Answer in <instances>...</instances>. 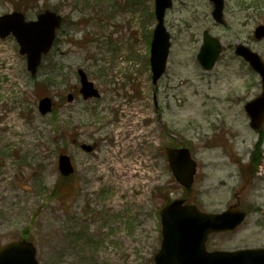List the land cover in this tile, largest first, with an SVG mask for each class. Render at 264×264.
Wrapping results in <instances>:
<instances>
[{"label": "rangeland", "instance_id": "374dc122", "mask_svg": "<svg viewBox=\"0 0 264 264\" xmlns=\"http://www.w3.org/2000/svg\"><path fill=\"white\" fill-rule=\"evenodd\" d=\"M212 8L209 0H173L164 19L167 67L153 86L154 0H0V15L35 19L50 9L62 17L35 76L15 38H0V246L27 230L39 264H154L160 207L190 193L165 148L186 145L197 162L194 194L214 201L236 193L248 212L239 232L211 236L208 248L264 247V124L251 172L260 134L244 110L261 81L234 53L244 44L264 61V38L253 35L264 0H224V24ZM204 30L222 45L210 71L196 59ZM78 68L100 98L82 100ZM46 96L53 110L42 115ZM60 154L75 167L67 181Z\"/></svg>", "mask_w": 264, "mask_h": 264}, {"label": "water", "instance_id": "95a60500", "mask_svg": "<svg viewBox=\"0 0 264 264\" xmlns=\"http://www.w3.org/2000/svg\"><path fill=\"white\" fill-rule=\"evenodd\" d=\"M213 2L212 16L218 23H223V0ZM172 0H155L156 25L153 30L150 46V68L152 83L163 75L170 47V34L164 25L167 8ZM61 17L55 12L45 10L35 20H26L22 12L13 11L0 15V38L12 34L19 45V53L26 56L27 70L35 75L42 61V56L51 49L56 29L59 28ZM255 38H264V25L254 30ZM202 45L197 53V60L205 70L213 68L222 46L216 37L206 30L203 32ZM235 53L248 62L261 78L262 91L254 99L244 105L250 118V127L258 131L264 123V62L260 56L248 47L240 44ZM80 79L79 92L83 99L100 97L86 73L78 69ZM73 95L68 94L67 101ZM53 102L48 96L38 102V110L42 115L52 110ZM86 152L92 151L91 145L82 144ZM166 155L169 167L176 181L185 189H189L194 181L196 162L192 159L188 147H167ZM58 169L63 176L74 172L68 155L58 156ZM182 200H174L159 210L162 226V242L159 251L154 255V264H264V248H246L234 251H207L205 243L212 232L234 229L245 218V212L229 209L222 214H207L197 210L195 206L183 205ZM0 264H39L36 247L29 240H17L5 243L0 247Z\"/></svg>", "mask_w": 264, "mask_h": 264}, {"label": "flooded vegetation", "instance_id": "af4514ba", "mask_svg": "<svg viewBox=\"0 0 264 264\" xmlns=\"http://www.w3.org/2000/svg\"><path fill=\"white\" fill-rule=\"evenodd\" d=\"M190 193L188 196L181 197L178 199L183 200V205H194L196 208L203 212V213H209V214H221L229 209H237V210H244L241 206V199L237 194L235 193L233 197H222V198H216L214 201H206L205 198L201 196L202 192H197L194 194L193 187L189 190ZM188 191V192H189ZM169 202V201H168ZM246 211V210H244ZM248 214V212L246 211ZM241 228V224L238 225L236 228H234L231 231H223V232H217L212 233L208 236L206 241V249L211 250H217L221 248H208V244L210 241V237L217 235V234H231L239 232ZM239 249V248H235ZM224 250V249H223Z\"/></svg>", "mask_w": 264, "mask_h": 264}, {"label": "trees", "instance_id": "16d2710c", "mask_svg": "<svg viewBox=\"0 0 264 264\" xmlns=\"http://www.w3.org/2000/svg\"><path fill=\"white\" fill-rule=\"evenodd\" d=\"M49 55L45 56L44 58L48 57ZM261 145H262V132H260V135H259V140L258 142L256 143V148H255V152H253L251 158H250V166H251V169L250 171L251 172H256L257 168H258V165H259V162H258V153H259V150H261ZM249 166V167H250ZM68 179H70V177H63V180L64 181H67ZM28 231L27 230H24L22 232V239L25 238V239H28Z\"/></svg>", "mask_w": 264, "mask_h": 264}]
</instances>
